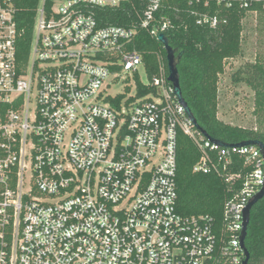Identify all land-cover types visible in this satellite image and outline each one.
Wrapping results in <instances>:
<instances>
[{"label":"built area","instance_id":"built-area-1","mask_svg":"<svg viewBox=\"0 0 264 264\" xmlns=\"http://www.w3.org/2000/svg\"><path fill=\"white\" fill-rule=\"evenodd\" d=\"M46 1L39 0L23 60L14 1L0 0V264H242L243 211L264 187V156L255 146L206 138L162 64L146 77L129 46L137 25L156 38L174 30L156 18L159 1L133 27L97 20L96 10L124 0ZM261 1L190 3L248 9ZM218 12L199 14L196 24L216 28ZM120 79L124 91L105 95ZM137 82L146 94L138 96ZM179 134L199 153L192 172L228 183L218 223L176 211ZM234 156L244 159V174L227 173Z\"/></svg>","mask_w":264,"mask_h":264},{"label":"trees","instance_id":"trees-1","mask_svg":"<svg viewBox=\"0 0 264 264\" xmlns=\"http://www.w3.org/2000/svg\"><path fill=\"white\" fill-rule=\"evenodd\" d=\"M15 22L18 32V58L28 56L39 0H13ZM153 0H124L117 7L98 9L97 20L102 25L133 27L137 25V14ZM160 9L156 18H166L174 26L164 36L169 47L175 52V65L179 78L182 97L201 132L213 140L225 144H237L244 141H259L264 144V131L245 129L223 123L217 118L218 82L227 60L241 53L243 41V20L246 14H256V27L264 31V8L262 0L253 3L248 9H241L237 2L230 8L216 7L212 3L205 8L201 3L191 0H158ZM50 3L46 1V5ZM217 9L220 23L214 29L196 24L199 14ZM222 20H225L222 23ZM136 35L129 49H135L142 56L147 78L158 72L163 65L168 75L166 52L156 37H151L144 29L137 26ZM236 82L243 83L253 92L254 114L264 116V57L257 56L252 63H245L233 74ZM137 79V78H136ZM138 96L148 89L137 82ZM122 96L110 100L117 106ZM199 153L193 142L185 135L177 139L176 158V211L183 216L206 215L218 223L222 216V206L231 197L228 183L214 174L192 172ZM244 159L233 157V165L227 173L240 172ZM244 246L249 254L247 264H264V196L251 209L249 223L244 239Z\"/></svg>","mask_w":264,"mask_h":264},{"label":"rangeland","instance_id":"rangeland-1","mask_svg":"<svg viewBox=\"0 0 264 264\" xmlns=\"http://www.w3.org/2000/svg\"><path fill=\"white\" fill-rule=\"evenodd\" d=\"M256 14L247 13L243 20V41L239 56L226 61L218 82L217 118L231 126L264 131V116L254 114L253 92L243 83L234 81L233 74L245 63L254 62L257 56L264 57V31L256 27ZM140 79L146 83L143 68L139 71ZM106 82H110L108 79ZM132 82V81H131ZM126 81L120 79L110 84L104 94L113 96L124 91Z\"/></svg>","mask_w":264,"mask_h":264},{"label":"water","instance_id":"water-1","mask_svg":"<svg viewBox=\"0 0 264 264\" xmlns=\"http://www.w3.org/2000/svg\"><path fill=\"white\" fill-rule=\"evenodd\" d=\"M157 41L163 45L165 52H166V61H167V69H168L167 79L173 87V93L176 96L179 103L184 107L185 112L188 115V117L190 118L193 125L197 129H199L197 126L196 120L191 113V110L189 109L188 105L186 104V102L184 101V99L182 97V93H181V89H180V85H179L178 73H177V69H176V65H175V55H174L175 52L167 44V40H166L164 34H159L157 36ZM204 136H206V135L204 134ZM206 138H208L210 141L217 143L220 146L225 147V148H241L244 146H255L261 151L262 155L264 156V144L259 142V141H244V142H240L237 144H225V143H222L220 141L213 140V139L209 138L208 136H206ZM263 196H264V187H262L260 189V191L252 198V200L248 203V205L246 206V208L243 211V225H242V231H241V235H240V246L242 247V249L244 251L245 258H244V261L242 264H247L248 260H249V254H248V252L244 246V239L246 236V231H247V227H248V223H249L250 211H251L252 207L259 200H261L263 198Z\"/></svg>","mask_w":264,"mask_h":264}]
</instances>
